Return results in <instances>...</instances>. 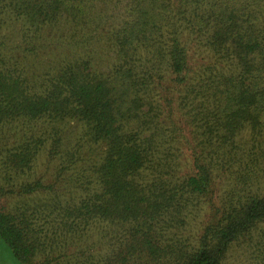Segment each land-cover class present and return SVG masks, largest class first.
I'll use <instances>...</instances> for the list:
<instances>
[{
	"label": "trees",
	"instance_id": "obj_1",
	"mask_svg": "<svg viewBox=\"0 0 264 264\" xmlns=\"http://www.w3.org/2000/svg\"><path fill=\"white\" fill-rule=\"evenodd\" d=\"M4 198L20 264H264V0H0Z\"/></svg>",
	"mask_w": 264,
	"mask_h": 264
},
{
	"label": "rangeland",
	"instance_id": "obj_2",
	"mask_svg": "<svg viewBox=\"0 0 264 264\" xmlns=\"http://www.w3.org/2000/svg\"><path fill=\"white\" fill-rule=\"evenodd\" d=\"M102 58H106V55L99 57V59ZM106 59L103 62V66L106 64ZM75 137L78 136H74L73 139ZM45 170L46 167L40 164V172H44ZM5 203V198L0 199V207L5 205ZM206 217V214H202L191 222L188 229V234L191 238L195 239L201 234V230L207 221ZM114 246L116 244H61L59 250L55 251L51 257L53 259L58 258L53 264H108L107 261L115 257L116 252H112ZM250 250H252L251 247L235 246L225 264H255V256ZM168 258L165 254L158 257H150L137 253L133 256H120L117 259L118 262L116 263L115 261V264H169ZM0 264H20L13 256L9 247L1 239Z\"/></svg>",
	"mask_w": 264,
	"mask_h": 264
}]
</instances>
